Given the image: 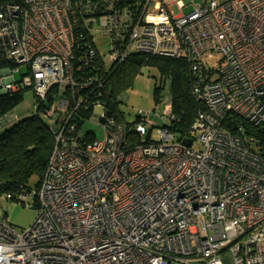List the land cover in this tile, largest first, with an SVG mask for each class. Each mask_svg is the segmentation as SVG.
Here are the masks:
<instances>
[{"label": "built area", "instance_id": "built-area-1", "mask_svg": "<svg viewBox=\"0 0 264 264\" xmlns=\"http://www.w3.org/2000/svg\"><path fill=\"white\" fill-rule=\"evenodd\" d=\"M75 14L73 0L0 1L1 54L16 63L0 68V92L33 89L34 113L52 87L70 92L43 113L55 144L41 185L19 193L23 203L33 195L35 222L17 230L0 217V264H228L227 255L234 264H264V153L242 122L235 132L223 125L233 114L264 128V0H209L183 14L147 0L127 36L117 16L98 20V31L110 35V63L131 52L185 58L206 107L191 136L162 126L158 140L135 147L107 109L102 123L89 119L101 137L55 128L65 117L68 127L71 108L92 105L102 85L74 67ZM95 55L89 45L83 64ZM19 66L28 72L17 80Z\"/></svg>", "mask_w": 264, "mask_h": 264}, {"label": "trees", "instance_id": "trees-1", "mask_svg": "<svg viewBox=\"0 0 264 264\" xmlns=\"http://www.w3.org/2000/svg\"><path fill=\"white\" fill-rule=\"evenodd\" d=\"M73 1L75 2L77 22L74 67H76V71L80 67L83 73L97 78L98 83L102 85L99 87V96H93L89 100L88 103L92 105L87 107L83 103L75 111L71 105L75 116L70 120L68 127L65 125V117L58 120L55 128L62 130L63 127L68 135H75L79 132L82 138H93L96 131L93 128L85 130L84 128L85 123L94 117L95 103L99 100L104 111L107 109L109 116H113L116 121L124 124L128 146L135 147L142 144L143 141L146 143L154 141L152 128L148 127L144 135L136 132L135 125L143 118L141 113L130 120L120 112L118 106L119 96L132 86L135 77L142 73L141 70L144 66H147L159 74V79L155 81L154 100L160 107L165 102L164 107L167 108V117L170 120V123L163 126L178 138L191 136L192 124L199 112L206 110L203 100L194 93L196 78L192 74L191 63L185 58L131 52L121 62L106 64L103 55L96 47L94 34L90 29L93 23L98 22L100 18L115 15L119 20L117 30L120 35H129L132 29L141 22L147 0ZM104 34L110 36L108 32ZM89 45L94 47L96 55L91 62L83 64L81 55ZM1 52L0 49V68L4 66L16 67V63L13 60L5 59ZM202 70L204 71V68ZM27 72L28 68L19 66L17 73L19 76L16 79L20 80L21 75ZM98 83L94 84V87L98 88ZM26 89L28 88L22 87L15 92L0 94V122L4 120L3 126L0 127V194L5 192L15 200H21L19 193L22 192V189L32 190L29 187V182L34 177L37 179L35 189L39 188L55 144V137L50 129L53 122L45 116H40L39 112L21 119L10 118L12 115L10 112L22 101ZM60 96L70 97V92L67 89L52 87L47 95V103L40 100L39 111L51 115L49 105L56 103ZM37 101L39 100H36V104H38ZM100 116L99 114V118ZM146 117L143 120L148 123ZM103 120L100 118L99 121L102 123ZM237 122H242L245 126L247 129L245 133L257 134L264 153V128L253 127L249 123L239 120L233 114L227 115L223 125L230 132H235L238 126H236ZM71 126H75V129H71ZM33 205H37L36 201L33 202Z\"/></svg>", "mask_w": 264, "mask_h": 264}, {"label": "rangeland", "instance_id": "rangeland-1", "mask_svg": "<svg viewBox=\"0 0 264 264\" xmlns=\"http://www.w3.org/2000/svg\"><path fill=\"white\" fill-rule=\"evenodd\" d=\"M90 29L94 34L97 49L103 55L106 64H109L110 38L98 31L97 22H94ZM141 71L142 73L135 77L132 86L119 96L118 106L120 112L130 120L134 119L140 112L149 113L146 117L147 127L152 128V137L158 140L159 128L170 123L167 117V108L164 107L165 102L160 107V105H156L154 100L155 81L159 79V74L156 70L147 66H144ZM15 76L19 75L15 74ZM36 107L34 90L30 88L24 91L22 101L10 113L16 114L17 118L21 119L33 114ZM102 112V105H95L94 115L98 116ZM39 114L44 117L43 112H39ZM87 128H93L98 137L102 136L101 127L94 121L86 122L84 130ZM36 181L37 179L34 177L29 182L32 191L35 190ZM33 200V195L28 196L23 203L22 200L7 199L5 192L0 194V217L5 216L6 220L17 230L29 228L35 222L39 212L38 206L33 205ZM227 261L228 264H234L233 256L227 255Z\"/></svg>", "mask_w": 264, "mask_h": 264}, {"label": "crops", "instance_id": "crops-1", "mask_svg": "<svg viewBox=\"0 0 264 264\" xmlns=\"http://www.w3.org/2000/svg\"><path fill=\"white\" fill-rule=\"evenodd\" d=\"M179 1L183 2L181 6ZM209 0H163V2L176 14L188 13L193 10L196 5ZM218 2H225L228 0H217Z\"/></svg>", "mask_w": 264, "mask_h": 264}, {"label": "water", "instance_id": "water-1", "mask_svg": "<svg viewBox=\"0 0 264 264\" xmlns=\"http://www.w3.org/2000/svg\"><path fill=\"white\" fill-rule=\"evenodd\" d=\"M0 94H2V92H0ZM189 144V143H188Z\"/></svg>", "mask_w": 264, "mask_h": 264}, {"label": "bare ground", "instance_id": "bare-ground-1", "mask_svg": "<svg viewBox=\"0 0 264 264\" xmlns=\"http://www.w3.org/2000/svg\"><path fill=\"white\" fill-rule=\"evenodd\" d=\"M95 44H96V42H95ZM94 48V47H93Z\"/></svg>", "mask_w": 264, "mask_h": 264}]
</instances>
